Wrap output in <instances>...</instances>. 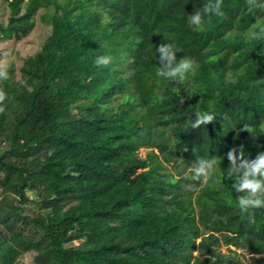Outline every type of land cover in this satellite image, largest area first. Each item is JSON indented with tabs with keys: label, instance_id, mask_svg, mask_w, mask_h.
I'll list each match as a JSON object with an SVG mask.
<instances>
[{
	"label": "trees",
	"instance_id": "16d2710c",
	"mask_svg": "<svg viewBox=\"0 0 264 264\" xmlns=\"http://www.w3.org/2000/svg\"><path fill=\"white\" fill-rule=\"evenodd\" d=\"M206 2L0 0V40L50 26L0 80V264H264V208L250 223L226 178L232 147L264 151V9L224 0L195 29ZM162 42L195 61L185 83L156 76ZM197 109L215 120L192 129Z\"/></svg>",
	"mask_w": 264,
	"mask_h": 264
},
{
	"label": "clouds",
	"instance_id": "9594fccd",
	"mask_svg": "<svg viewBox=\"0 0 264 264\" xmlns=\"http://www.w3.org/2000/svg\"><path fill=\"white\" fill-rule=\"evenodd\" d=\"M245 3L250 12L264 9V0H245ZM224 0H207L203 6L196 10L189 16L190 26L195 29H200L204 23L205 17L223 16ZM250 38L257 41H264V24L259 25L250 33ZM167 41V38L164 37ZM179 49L171 42H162L156 47V59L159 67L156 69V76L165 80L172 81L178 84L186 82L188 75L195 68V61L189 57H182L177 59ZM112 62V57L109 55H98L95 58L96 66H108ZM8 71L7 66L0 63V80H7ZM8 94L0 88V114L6 110L5 101L8 100ZM185 102L184 96L178 97V104L183 105ZM216 115L211 111H201L197 109L192 117H189V125L192 129L200 128L203 125L211 123L215 120ZM244 129L249 131L253 139L257 135L253 134L251 130L244 125ZM188 128L185 127L184 131ZM187 151V148L184 149ZM227 157L230 162L229 170L226 174L227 179H232L235 182L232 187L238 195V207L242 214H246L249 222H255L254 211L256 209L264 208V151L258 152L254 159H250L245 155L242 146L232 147L227 152ZM220 161L215 156L212 157H197L194 165L186 179L194 182L206 183L217 164Z\"/></svg>",
	"mask_w": 264,
	"mask_h": 264
},
{
	"label": "rangeland",
	"instance_id": "374dc122",
	"mask_svg": "<svg viewBox=\"0 0 264 264\" xmlns=\"http://www.w3.org/2000/svg\"><path fill=\"white\" fill-rule=\"evenodd\" d=\"M6 14L7 11L3 10L0 18L4 19ZM38 14L39 12L35 15L33 28L25 36L18 40H0V63L13 68V78L15 79L20 76L19 67L23 62V58L37 51L50 31V26L42 23L38 18ZM21 260L26 264H33L32 254L30 253L25 254Z\"/></svg>",
	"mask_w": 264,
	"mask_h": 264
}]
</instances>
